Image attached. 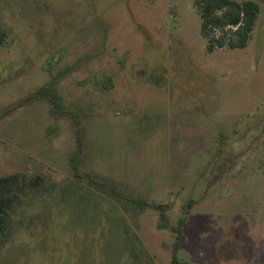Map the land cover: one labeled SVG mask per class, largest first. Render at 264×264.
Masks as SVG:
<instances>
[{
  "label": "rangeland",
  "instance_id": "374dc122",
  "mask_svg": "<svg viewBox=\"0 0 264 264\" xmlns=\"http://www.w3.org/2000/svg\"><path fill=\"white\" fill-rule=\"evenodd\" d=\"M256 1L247 46L210 51L195 0H0V176L54 184L0 264H172L178 235L180 262L264 264Z\"/></svg>",
  "mask_w": 264,
  "mask_h": 264
},
{
  "label": "trees",
  "instance_id": "16d2710c",
  "mask_svg": "<svg viewBox=\"0 0 264 264\" xmlns=\"http://www.w3.org/2000/svg\"><path fill=\"white\" fill-rule=\"evenodd\" d=\"M195 4L202 17L201 33L207 40L208 50L247 46L260 16L256 0H195ZM7 37L8 31L0 26V45ZM53 187L54 184L41 174L26 176L17 172L0 176V249L12 237L10 212L22 195ZM163 216L165 218L164 213ZM179 238L180 235L174 243L172 264H188L176 258Z\"/></svg>",
  "mask_w": 264,
  "mask_h": 264
}]
</instances>
